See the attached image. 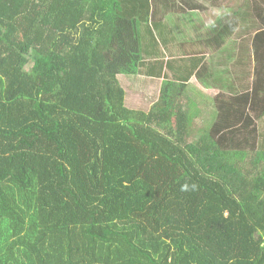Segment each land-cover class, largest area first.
<instances>
[{"label":"trees","instance_id":"obj_1","mask_svg":"<svg viewBox=\"0 0 264 264\" xmlns=\"http://www.w3.org/2000/svg\"><path fill=\"white\" fill-rule=\"evenodd\" d=\"M160 2L0 0V264H264V0Z\"/></svg>","mask_w":264,"mask_h":264},{"label":"rangeland","instance_id":"obj_2","mask_svg":"<svg viewBox=\"0 0 264 264\" xmlns=\"http://www.w3.org/2000/svg\"><path fill=\"white\" fill-rule=\"evenodd\" d=\"M211 13L213 14V15H211ZM216 13H217V11L216 10H211V12H210V10H209V12H208V14L204 17V18H202V20H203V22L205 23V29H208V28H210L214 23H215V21H214V17L216 16ZM218 14V13H217ZM197 115H196V117H195V119H194V123H193V125H194V129L196 130V133H198V131L200 130V128L202 127V125H203V120L207 117V116H209V114H208V112H204V114L206 115H201V112H198V113H196ZM211 117V116H210ZM209 117V118H210ZM197 135V134H196Z\"/></svg>","mask_w":264,"mask_h":264},{"label":"crops","instance_id":"obj_3","mask_svg":"<svg viewBox=\"0 0 264 264\" xmlns=\"http://www.w3.org/2000/svg\"><path fill=\"white\" fill-rule=\"evenodd\" d=\"M166 1V0H165ZM184 0H180L179 2H178V0H168V3L167 4H165L166 2H164V0H161V2L160 3H163L164 5H168V6H170V5H180V6H183L185 9H186V7H185V3L183 2ZM184 4V5H183ZM227 5L228 6H234L235 5V2H233V1H227ZM182 7V8H183ZM182 8H180V9H182ZM215 8H211V7H209V10H210V12H211V10H214ZM187 10V9H186ZM196 15H198V17L202 20V18H204L208 13H204L205 11H193ZM209 12V11H208ZM191 13H192V11H188V14H190L191 15ZM211 15H213L212 13H211ZM171 16V15H170ZM178 16H180V14L178 13V11H177V13H176V18L178 17ZM216 17H217V13H216V16L214 17L215 19H216ZM215 19H214V21H215ZM181 18L179 19V21H178V23H180L181 22ZM189 22L190 21H188V24H189ZM204 23V22H203ZM204 25H205V23H204ZM185 28H182L181 29V31L180 32H182V30H184ZM180 32L178 31V33L180 34ZM187 33H189V30H188V32Z\"/></svg>","mask_w":264,"mask_h":264}]
</instances>
